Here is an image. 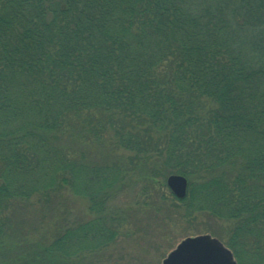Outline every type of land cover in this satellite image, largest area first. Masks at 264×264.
I'll use <instances>...</instances> for the list:
<instances>
[{
  "label": "trees",
  "instance_id": "1",
  "mask_svg": "<svg viewBox=\"0 0 264 264\" xmlns=\"http://www.w3.org/2000/svg\"><path fill=\"white\" fill-rule=\"evenodd\" d=\"M145 164L136 205L183 174L157 199L231 221L237 264H264V0H0V208L71 192L93 214L9 264L113 242Z\"/></svg>",
  "mask_w": 264,
  "mask_h": 264
},
{
  "label": "rangeland",
  "instance_id": "2",
  "mask_svg": "<svg viewBox=\"0 0 264 264\" xmlns=\"http://www.w3.org/2000/svg\"><path fill=\"white\" fill-rule=\"evenodd\" d=\"M120 152L119 157L122 156ZM102 154L98 153L97 159H103ZM145 166L135 173L138 181H135V177L127 178L125 187L114 196V203L122 208L118 217L123 218L119 217L122 224L126 222L118 238L93 251L72 255L69 260L71 264H163L164 258L181 240L204 233L218 237L227 246L226 236L232 226L231 221L219 219L208 211L188 213L181 201L172 198L173 202L170 198L165 202L157 199L156 193L171 191L167 177L172 173L164 176L161 171L162 175L158 178L163 182L158 185L162 190L151 188L154 192L149 195L150 203L157 206L136 205L138 199L143 200L140 195L145 174L141 173H147L150 164ZM64 193L56 197L54 204L52 200L49 203L38 196H18L4 203V207L0 208V223L5 224L3 232H0V264L24 258L26 262L30 261L33 248L54 238L62 227L74 226L93 218L86 198L77 197L71 192L64 196Z\"/></svg>",
  "mask_w": 264,
  "mask_h": 264
},
{
  "label": "water",
  "instance_id": "3",
  "mask_svg": "<svg viewBox=\"0 0 264 264\" xmlns=\"http://www.w3.org/2000/svg\"><path fill=\"white\" fill-rule=\"evenodd\" d=\"M167 185L179 198L188 194L189 180L180 173L167 177ZM163 264H237L233 251L209 233L187 236L164 258Z\"/></svg>",
  "mask_w": 264,
  "mask_h": 264
}]
</instances>
